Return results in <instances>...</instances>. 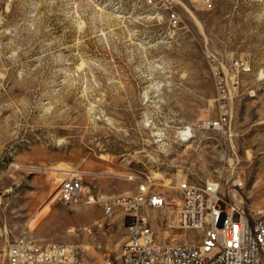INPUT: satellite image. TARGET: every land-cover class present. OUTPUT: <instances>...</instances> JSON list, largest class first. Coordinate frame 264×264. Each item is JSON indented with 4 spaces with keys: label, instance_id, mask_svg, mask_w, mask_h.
Masks as SVG:
<instances>
[{
    "label": "rangeland",
    "instance_id": "1",
    "mask_svg": "<svg viewBox=\"0 0 264 264\" xmlns=\"http://www.w3.org/2000/svg\"><path fill=\"white\" fill-rule=\"evenodd\" d=\"M182 2L174 35L136 0H0V264L21 241L80 245L85 264L119 256L126 214L88 196L139 184L169 201L149 216L174 243L200 241L175 228L184 181L220 183L224 211L264 212V0ZM224 110L226 129H208ZM73 172L85 193L67 206Z\"/></svg>",
    "mask_w": 264,
    "mask_h": 264
},
{
    "label": "built area",
    "instance_id": "2",
    "mask_svg": "<svg viewBox=\"0 0 264 264\" xmlns=\"http://www.w3.org/2000/svg\"><path fill=\"white\" fill-rule=\"evenodd\" d=\"M191 1L201 4L210 2ZM182 3V0H136L139 9L164 13L168 32L174 35L182 25V18L174 8ZM234 67L244 73L251 72V67L244 61H236ZM214 79L224 107H227L229 83L219 71L214 73ZM229 119L224 110L217 120L207 123L206 127L223 131ZM68 175L61 184L58 197L67 206L81 199L85 193L80 174L73 172ZM180 191L182 203L175 228L184 232L186 240L199 237L198 243H174L161 239L149 212L165 208L169 201L162 195L149 193L145 185L139 184L135 194L119 195L108 201H101L90 194L87 204L104 203L105 217L110 218L118 211L126 214L128 240L122 245L119 256L109 255L102 264H264V212L248 213L232 202L230 209L224 211L221 208L220 183L187 180L181 183ZM236 214L239 215L238 221L234 219ZM166 227L172 230V227ZM106 230H112L111 223ZM2 264H85V259L83 249L77 244L21 241L9 247Z\"/></svg>",
    "mask_w": 264,
    "mask_h": 264
},
{
    "label": "bare ground",
    "instance_id": "3",
    "mask_svg": "<svg viewBox=\"0 0 264 264\" xmlns=\"http://www.w3.org/2000/svg\"><path fill=\"white\" fill-rule=\"evenodd\" d=\"M180 137H181L182 140H184V141H188L189 139L192 138L191 136H188V133H186V132H181V133H180ZM211 183H212V182H211ZM215 184H216V183H215ZM241 185H243V184H241ZM69 231H70V232H74V228H70Z\"/></svg>",
    "mask_w": 264,
    "mask_h": 264
}]
</instances>
